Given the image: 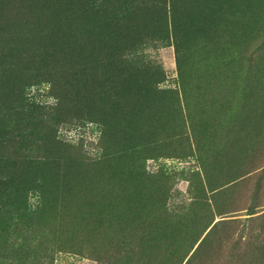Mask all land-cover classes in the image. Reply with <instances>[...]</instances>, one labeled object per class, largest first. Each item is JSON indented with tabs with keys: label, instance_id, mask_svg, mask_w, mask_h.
<instances>
[{
	"label": "rangeland",
	"instance_id": "obj_1",
	"mask_svg": "<svg viewBox=\"0 0 264 264\" xmlns=\"http://www.w3.org/2000/svg\"><path fill=\"white\" fill-rule=\"evenodd\" d=\"M263 43L264 0H0L15 264H264Z\"/></svg>",
	"mask_w": 264,
	"mask_h": 264
},
{
	"label": "trees",
	"instance_id": "obj_2",
	"mask_svg": "<svg viewBox=\"0 0 264 264\" xmlns=\"http://www.w3.org/2000/svg\"><path fill=\"white\" fill-rule=\"evenodd\" d=\"M260 53V54H259ZM255 54V53H254ZM253 54V52L251 54H249L247 56V58L249 60H252V58L255 56ZM256 54L261 56H264V43L260 45V48H258L256 50ZM12 167H17V168H23L24 166L21 164H15V165H10V163L8 162H2L0 161V207H7L9 209V211L13 210V214L14 213H22L25 214V212L27 211V207H26V200L24 198H21L19 200L14 199V201L12 200H8V196L10 194V186H8L7 184V180L10 179L9 176H6L5 173V169H15ZM262 173H264V170L262 171ZM8 200V201H7ZM29 214H31L29 212ZM248 215H253L254 211L253 210H249V212L247 213ZM2 219H0V224H2ZM8 231V230H7ZM6 231V232H7ZM8 235V234H7ZM4 244L3 246H0V253H15V255L12 257V259L8 260L11 261L9 264H15V261L18 258H29L31 252L33 250L40 252L41 254H43L44 256H46L47 258H50V256H48L49 251L48 248L44 245H38V246H31V244H21V247L17 248L15 246L16 243H10L9 241L6 240H0V244ZM19 245V244H17ZM20 249V250H19ZM20 251H27L26 255H20ZM3 257H1L0 255V264H8L7 261H2ZM27 263V262H25ZM22 264V263H20Z\"/></svg>",
	"mask_w": 264,
	"mask_h": 264
}]
</instances>
